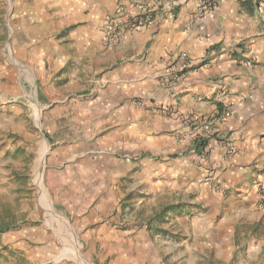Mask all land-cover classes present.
I'll return each instance as SVG.
<instances>
[{"label": "crops", "instance_id": "obj_1", "mask_svg": "<svg viewBox=\"0 0 264 264\" xmlns=\"http://www.w3.org/2000/svg\"><path fill=\"white\" fill-rule=\"evenodd\" d=\"M144 1L65 0L56 11L74 26L58 64H76L70 84L83 83L91 113L103 116L107 194L144 186L152 196L175 197L172 209L189 214L176 221L179 229L189 236L192 226L200 253L212 248L221 261L236 251L232 238L243 228L253 258L264 246L254 239L264 229L257 196L264 189V0H159L151 26L125 31L108 47L106 20ZM176 54L192 68L171 87ZM185 116L213 125L203 160V149L187 138Z\"/></svg>", "mask_w": 264, "mask_h": 264}, {"label": "rangeland", "instance_id": "obj_2", "mask_svg": "<svg viewBox=\"0 0 264 264\" xmlns=\"http://www.w3.org/2000/svg\"><path fill=\"white\" fill-rule=\"evenodd\" d=\"M64 1L0 0V264H264V246L246 257L248 229L220 261L179 229L175 197L107 194L103 116L70 84L76 64H58Z\"/></svg>", "mask_w": 264, "mask_h": 264}, {"label": "built area", "instance_id": "obj_3", "mask_svg": "<svg viewBox=\"0 0 264 264\" xmlns=\"http://www.w3.org/2000/svg\"><path fill=\"white\" fill-rule=\"evenodd\" d=\"M203 6L208 9L209 3L206 2ZM160 7L159 0H148L140 3L120 6L112 17L106 20L103 24L102 31L105 44L108 47H113L120 41V36L125 31H139L151 26L155 21V13ZM205 11V10H204ZM202 11L201 13H203ZM207 65L202 63L200 67L205 68ZM192 66L185 54H176L172 56V64L167 72V80L171 87L181 81ZM139 108H143V103H136ZM164 112V111H162ZM225 116H222L224 119ZM183 122L188 126L187 138L194 145L200 142H206V146L199 153L198 159L203 160L206 157V150L209 149L208 143L214 139V128L211 122L199 119L198 117L185 116ZM228 152L232 153L233 149L228 145ZM212 177L208 175L205 178V183L210 184ZM258 208L264 211V189L261 186L257 187Z\"/></svg>", "mask_w": 264, "mask_h": 264}, {"label": "trees", "instance_id": "obj_4", "mask_svg": "<svg viewBox=\"0 0 264 264\" xmlns=\"http://www.w3.org/2000/svg\"><path fill=\"white\" fill-rule=\"evenodd\" d=\"M197 147V149H203L206 146V142H200L198 144L195 145ZM1 232V230H0Z\"/></svg>", "mask_w": 264, "mask_h": 264}, {"label": "bare ground", "instance_id": "obj_5", "mask_svg": "<svg viewBox=\"0 0 264 264\" xmlns=\"http://www.w3.org/2000/svg\"><path fill=\"white\" fill-rule=\"evenodd\" d=\"M38 178V177H37ZM38 181H39V179H38ZM39 182H41V181H39Z\"/></svg>", "mask_w": 264, "mask_h": 264}]
</instances>
